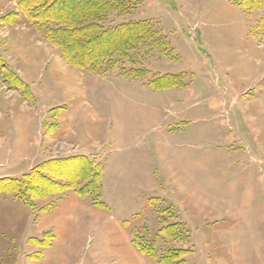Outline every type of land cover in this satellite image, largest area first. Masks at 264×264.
<instances>
[{"label": "rangeland", "instance_id": "rangeland-1", "mask_svg": "<svg viewBox=\"0 0 264 264\" xmlns=\"http://www.w3.org/2000/svg\"><path fill=\"white\" fill-rule=\"evenodd\" d=\"M145 21L163 46L93 72L0 0V264H264V0H141L105 26Z\"/></svg>", "mask_w": 264, "mask_h": 264}, {"label": "trees", "instance_id": "trees-1", "mask_svg": "<svg viewBox=\"0 0 264 264\" xmlns=\"http://www.w3.org/2000/svg\"><path fill=\"white\" fill-rule=\"evenodd\" d=\"M20 12L44 30L46 38L56 45L67 63L81 69L93 72H108L116 68V59L127 58V53L138 46L148 49L160 48L165 44L159 33L145 22H123L116 26H105L111 15L123 16L135 11L141 0H16ZM165 46V45H164ZM106 62L105 66H101ZM101 70H100V69ZM129 75L140 77L143 72L133 69ZM72 160V159H71ZM75 164V177L80 180L87 178V183L77 192L80 196L95 194L99 197L101 170L95 172V166L85 157H77ZM88 162V163H87ZM41 176V177H40ZM96 176H99L95 183ZM28 177V179H27ZM37 177L40 180L48 178L43 170H36L26 175V180L6 182L3 190H16L17 192L28 189L35 192L32 185ZM95 183L93 190L90 187ZM99 199V198H97ZM97 205L103 206L100 201ZM135 247L143 254L157 259L147 250L142 248L135 239ZM162 260L169 263V257Z\"/></svg>", "mask_w": 264, "mask_h": 264}]
</instances>
